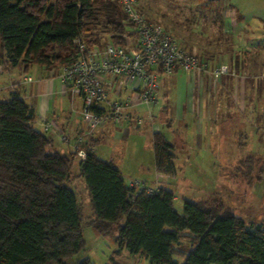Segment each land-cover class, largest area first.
I'll use <instances>...</instances> for the list:
<instances>
[{
  "label": "trees",
  "instance_id": "trees-1",
  "mask_svg": "<svg viewBox=\"0 0 264 264\" xmlns=\"http://www.w3.org/2000/svg\"><path fill=\"white\" fill-rule=\"evenodd\" d=\"M125 34L133 35L116 0H0L2 66L60 69L76 58V38L88 47H126ZM33 122V108L16 93L0 101V264H66L84 248L82 208L65 184L76 154L52 150L51 138ZM152 146L157 172L174 176V146L159 131ZM78 166L94 211L85 224L114 236L118 249L148 264H264V228L246 224L220 200H183L179 214L171 191L135 193L91 149ZM182 230L197 243L178 263L173 255ZM76 264L94 263L86 257Z\"/></svg>",
  "mask_w": 264,
  "mask_h": 264
},
{
  "label": "rangeland",
  "instance_id": "rangeland-1",
  "mask_svg": "<svg viewBox=\"0 0 264 264\" xmlns=\"http://www.w3.org/2000/svg\"><path fill=\"white\" fill-rule=\"evenodd\" d=\"M137 7L146 19L168 31L184 50H194L206 62L219 59L226 66L212 94L215 101L209 100L210 108L201 107L199 114L198 110L191 115L185 113L184 120L178 121L168 105L158 119L164 105L162 97L158 98L152 108L156 123L169 119L171 128L181 130L184 121L188 122V142L192 146L190 150L178 149V174L168 180L169 184H157L149 175L144 179L150 178L147 180L152 187L156 184L171 191L173 208L179 214L183 200L215 198L246 224L264 228V0H137ZM6 80L7 77L0 79V86ZM200 93L206 101L207 90ZM140 108L144 112L148 109L144 104ZM131 135L106 136L98 144L97 154L114 166L123 163L124 170L131 174L128 178L134 179L140 176L139 171L145 175L149 158L145 134L136 131ZM248 156L252 157L251 163ZM71 172L65 184L82 208L84 248L65 258V263L76 264L87 257L94 264H135L136 260L120 253L114 236H101L85 224L94 211L84 179L77 175L78 160H74ZM179 235L175 245L178 254L173 257L181 263L197 239L192 240L187 230Z\"/></svg>",
  "mask_w": 264,
  "mask_h": 264
},
{
  "label": "crops",
  "instance_id": "crops-1",
  "mask_svg": "<svg viewBox=\"0 0 264 264\" xmlns=\"http://www.w3.org/2000/svg\"><path fill=\"white\" fill-rule=\"evenodd\" d=\"M132 39L134 42L135 39L133 35ZM191 51L193 52L194 50L191 49ZM197 58L200 62L206 65L207 69H213L218 65H222V61L219 59L215 62H206V60L202 57L198 56ZM58 74L59 69H45L38 65H32L26 70L21 65H0V79L7 77V80L3 81L5 84L0 86V101L9 98L13 93H16L33 108V126L43 133H49V135H45L49 136L52 140V150L66 154L73 151L74 139L80 127L82 99L79 95L65 88L60 81ZM27 77H30L31 79L27 80ZM218 83H221L220 76L218 78H214L206 73L190 74L182 71L181 69H176L171 73L162 74V76L158 79L156 102L153 104L154 106L152 105L148 107V109L144 112L141 110V103L138 102L135 95L125 89L120 80L116 79L109 88L110 100H124L129 97V100L132 103L130 111L133 116L139 117L141 122L140 124H136L135 119L132 118L121 126L108 124L107 126H102L94 130L89 139L93 145V152H95V154L99 157L97 154L98 144L106 136H112L111 138H128V136L132 133L133 134L131 136H133L136 131H139L140 135L144 133L146 136L144 146L147 147L149 166H145V169L147 170L145 173L146 176L144 175V172L141 173V171H139L138 174H140V176L134 179L145 181L147 185L151 187L152 185L149 184L150 181L147 180L150 178H152L155 183L157 182V184L159 181L169 184L170 182L168 180L174 179L178 174L176 169V167H178L176 164L178 149L182 147L190 150L192 146L190 145L192 142H188L190 139L188 131L189 124L184 121L182 129L178 130L171 128L172 124L169 119L167 121L163 120V122L160 121L159 123H156V118L152 115V108L155 107L158 98L161 96L164 101V105L161 106L160 116L158 119H161V113H164L168 105H170L173 110V117L178 121H183L185 113L191 115L195 114V110H198L199 114V109L201 107L203 109H206L207 107L208 109L210 108L211 99H214L215 101V96L212 94L215 93L217 89L216 85H218ZM200 90H203V92L204 90L205 92L207 90L206 101H203ZM166 115L167 114H165V116ZM46 122H52L53 125H51V127L47 130H44V123ZM156 131L162 133L166 140L174 146L173 164L175 167V175L172 177L157 172L155 168L152 135ZM62 135H66L68 140L63 141L61 139ZM83 147V144H79L78 148L81 149ZM74 152L76 154L75 160L83 158L81 153L76 151ZM116 167L119 169L124 182L125 176L128 175L127 178L131 177L129 176L131 174L124 170L123 163ZM140 167L142 168L143 164H140ZM147 175H149L148 177L150 178L144 179ZM135 177L137 176L135 175ZM128 179L130 180L132 178ZM154 185L157 188H161L159 185ZM120 253L136 260L135 264H148V260L146 258L132 255L125 248H121ZM105 264L116 263L111 262Z\"/></svg>",
  "mask_w": 264,
  "mask_h": 264
},
{
  "label": "built area",
  "instance_id": "built-area-1",
  "mask_svg": "<svg viewBox=\"0 0 264 264\" xmlns=\"http://www.w3.org/2000/svg\"><path fill=\"white\" fill-rule=\"evenodd\" d=\"M126 14L129 31L135 39L125 34L126 47L107 43L102 47L94 44L88 47L82 38L74 40L78 53L74 60L59 69L58 77L67 90L82 99L80 127L74 139L73 151L83 157L87 149L93 150L89 142L91 133L109 123L121 126L134 118L136 124L141 120L133 116L129 97L124 100H110L109 88L114 81L135 95L139 103L150 107L156 102L158 79L162 74L176 69L190 74L206 73L218 78L226 71L225 65L207 69L195 53L181 48L175 38L162 26L147 20L135 8L137 0H116ZM27 77V80H30ZM53 125L44 123V130ZM61 139L67 141L66 135ZM79 144L84 147L79 149ZM80 150V151H79ZM127 186L136 192L147 194L157 192V187L147 185L145 181L130 179Z\"/></svg>",
  "mask_w": 264,
  "mask_h": 264
}]
</instances>
